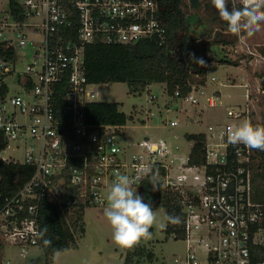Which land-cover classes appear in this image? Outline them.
<instances>
[{
    "label": "built area",
    "instance_id": "obj_1",
    "mask_svg": "<svg viewBox=\"0 0 264 264\" xmlns=\"http://www.w3.org/2000/svg\"><path fill=\"white\" fill-rule=\"evenodd\" d=\"M15 1L20 18L11 12L10 0L0 9V41L16 54L0 57V90L6 86V92L0 94V160L32 165L34 172L0 210V243L16 245L24 254L28 246L40 244L43 201L62 209L105 205L117 173L128 175L133 190L140 194L150 184L141 175V165H151L158 173V188L174 193L185 213L187 251L183 257L175 256L174 262L264 264V253L259 250L264 247V201L254 199V150L242 144L233 146L226 139L230 126L251 121L248 108L226 107V121L209 124L199 132L202 162L191 160L195 139L189 140L186 154L179 155L177 146L166 137L129 141L127 123L93 124L88 120L86 108L90 102L100 101V83L87 80V45L131 44L146 38L164 42L167 30L158 3ZM71 27L75 28L73 34ZM29 41L34 59L14 82L19 88L13 90L7 78L15 74ZM64 79L67 83L63 85ZM205 86L193 83L185 96L176 91L170 97L195 106L203 97L204 105L215 107L221 91L207 95ZM156 99L150 94L148 101ZM169 103L167 111H171ZM204 109L200 106L197 114L201 116ZM157 110L162 113L163 107L158 105ZM179 123L178 118L169 120L172 127ZM13 141L23 150V160L3 154L13 147ZM3 263L11 264L9 259L0 261Z\"/></svg>",
    "mask_w": 264,
    "mask_h": 264
},
{
    "label": "rangeland",
    "instance_id": "obj_2",
    "mask_svg": "<svg viewBox=\"0 0 264 264\" xmlns=\"http://www.w3.org/2000/svg\"><path fill=\"white\" fill-rule=\"evenodd\" d=\"M186 3L188 13L198 14L206 25L218 30L219 27L214 26L215 20H212L216 9L211 5L210 0H199L196 9L190 0ZM7 6L8 0H0V9L4 10ZM223 34L233 42L225 47L217 43L209 45L210 53L217 60L209 63L207 76L204 77L207 95L221 91L222 103H219V100L215 107L204 105L203 97L198 106L190 105L181 99H171L164 84L160 82L150 84L141 93L130 92L126 82L100 83L99 100L118 102L123 111L133 115L125 127L129 141L142 139L145 136L166 137L172 141L174 148L177 146L176 153L185 155L191 144L187 134L203 132L207 130L209 124L226 121L228 119L226 107L229 106L248 108L251 122L264 126V89L258 78V74L264 71V56L261 53L264 48V24L251 36L247 33L237 36L229 31H223ZM32 45V41H29L26 50H22L25 56L18 58L15 74L7 78L13 90L16 87L19 88L14 82H17L19 77H23L26 65L34 59ZM225 53L232 62L236 63H221L218 58ZM212 76H215L217 80L212 81ZM150 94L157 96L154 102L148 101ZM168 101L171 111H167L166 108ZM158 105L163 107L162 113L158 112ZM200 106H205L201 116L197 114ZM182 107L185 108L184 111L177 110ZM146 116L149 118L143 121ZM174 118H178L180 123L172 127L169 120ZM16 143L13 141V147L5 150L3 154L23 160V150H18ZM263 198L264 187L254 184V199ZM105 206L106 204L84 208L85 232L77 239L79 247L55 252L51 264H124L126 248L119 247L113 242V230L103 215ZM153 210H155L157 222L150 229L152 236L150 239L141 240L139 244L155 252L156 256L151 261L147 258H136L134 264H179L174 262V258L175 256L183 257L186 254L188 243L185 238H175L173 233H167L166 227L159 226L160 224L167 226L168 223L166 219L168 213L163 203L153 207ZM0 257L1 263L9 259L11 264H45L43 249L40 245L28 246L26 252L21 255L16 245L6 244L1 249Z\"/></svg>",
    "mask_w": 264,
    "mask_h": 264
},
{
    "label": "trees",
    "instance_id": "obj_3",
    "mask_svg": "<svg viewBox=\"0 0 264 264\" xmlns=\"http://www.w3.org/2000/svg\"><path fill=\"white\" fill-rule=\"evenodd\" d=\"M155 1L158 3L159 14L167 30L166 40L160 42L155 38H146L131 44L87 45L86 76L89 82H126L129 91L134 93H141L150 84L160 82L165 84L167 93L172 97L176 91L185 96L193 83L204 84L209 63L217 60L210 53L209 45L217 43L225 47L233 42L223 34V31H228L226 22L219 18L217 11L214 12L212 20H215L214 26L219 27L218 30H214L215 28L206 25L198 14L188 13L187 0ZM190 3L195 9L198 7L192 0ZM237 5L239 6L240 2H237ZM10 7L15 17L20 18L15 0H10ZM70 30L72 34L75 32L73 27ZM261 53L264 56V48ZM227 55L225 53L218 60L221 63L235 64L236 62H232ZM15 56V51L11 48L6 49L0 41V57ZM198 59H202L204 64L197 63ZM258 78L264 89V71L258 74ZM64 83H67L66 79L63 85ZM4 92L5 85L1 87L0 94ZM86 113L88 120L93 124H125L133 117L123 111L118 102L103 100L90 102ZM252 124L259 125L253 122ZM187 137L189 140H196L191 160L202 162L204 158L202 135L190 133ZM253 168L255 186L259 184L264 187V151L254 150ZM33 172L32 165L0 160V210L4 208L6 199L15 195ZM159 192L161 197L158 202L152 204L153 207L163 203L168 215H180L183 220L180 225L167 223V233H173L175 238H184L185 213L176 196L172 192L164 191L162 187L159 188ZM259 200L264 201V198ZM83 217V206L62 209L48 201L41 203L39 245L43 249L45 264H51L55 252L79 247L77 239L85 232ZM45 240L50 243L45 244ZM2 248L3 244L0 243V252ZM259 250L260 254L264 253V247H259ZM155 256V252L138 244L126 248L124 264H134L136 258H147L151 261Z\"/></svg>",
    "mask_w": 264,
    "mask_h": 264
},
{
    "label": "clouds",
    "instance_id": "obj_4",
    "mask_svg": "<svg viewBox=\"0 0 264 264\" xmlns=\"http://www.w3.org/2000/svg\"><path fill=\"white\" fill-rule=\"evenodd\" d=\"M210 3L219 18L226 22L227 30L234 35L247 33L251 36L264 24V0H240L239 6L236 0H210ZM196 62L204 64L202 59ZM226 139L233 146L242 144L251 150L264 151V126L253 125L245 119L228 128ZM141 175L148 179L153 191H156L158 173L153 172L152 166L141 165ZM132 185L133 180L128 175L117 173L108 190L106 206L103 209V215L113 230V242L123 248H132L141 240L150 239V229L157 222L151 201L145 202L144 197L133 190ZM166 219L172 225L183 223L182 217L176 214H169ZM159 226L166 227L165 224ZM44 242L50 243L47 240Z\"/></svg>",
    "mask_w": 264,
    "mask_h": 264
},
{
    "label": "flooded vegetation",
    "instance_id": "obj_5",
    "mask_svg": "<svg viewBox=\"0 0 264 264\" xmlns=\"http://www.w3.org/2000/svg\"><path fill=\"white\" fill-rule=\"evenodd\" d=\"M194 4L198 5L197 2ZM140 195L144 197L145 202L151 201L152 204L158 202L161 197L159 188H157L156 191H153L152 185L150 184L143 186Z\"/></svg>",
    "mask_w": 264,
    "mask_h": 264
},
{
    "label": "water",
    "instance_id": "obj_6",
    "mask_svg": "<svg viewBox=\"0 0 264 264\" xmlns=\"http://www.w3.org/2000/svg\"><path fill=\"white\" fill-rule=\"evenodd\" d=\"M198 1H199V0H192L193 3H196V2L198 3ZM195 5H196V4H195Z\"/></svg>",
    "mask_w": 264,
    "mask_h": 264
},
{
    "label": "crops",
    "instance_id": "obj_7",
    "mask_svg": "<svg viewBox=\"0 0 264 264\" xmlns=\"http://www.w3.org/2000/svg\"><path fill=\"white\" fill-rule=\"evenodd\" d=\"M164 84V83H163ZM164 86H165V84H164Z\"/></svg>",
    "mask_w": 264,
    "mask_h": 264
}]
</instances>
